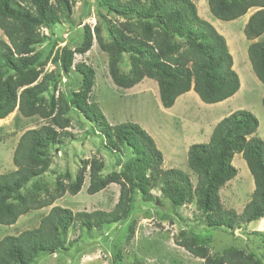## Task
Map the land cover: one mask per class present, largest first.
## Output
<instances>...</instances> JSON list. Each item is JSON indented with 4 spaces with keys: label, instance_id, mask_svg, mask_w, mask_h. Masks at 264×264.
I'll list each match as a JSON object with an SVG mask.
<instances>
[{
    "label": "trees",
    "instance_id": "1",
    "mask_svg": "<svg viewBox=\"0 0 264 264\" xmlns=\"http://www.w3.org/2000/svg\"><path fill=\"white\" fill-rule=\"evenodd\" d=\"M74 2L0 0V30L6 37V40L0 39V119L17 108L24 117L38 115L47 120L38 128L22 132L12 155L15 169L0 173V224H14L31 210L51 206L66 192L77 194L86 173L88 194L116 183L120 187L119 195L110 211L74 212L52 205L37 227L0 239V264H31L44 255L63 250L64 236L76 224L90 230L127 220L137 193L144 202H161L151 193L152 189H158L172 208L194 203L207 228H241L243 223L262 219L264 140L256 135L259 120L254 113L246 109L232 111L215 124L208 142L188 147L187 164L196 177L193 183L189 173L162 167L161 150L138 123L127 121L111 125L99 105L88 102L95 71L83 63L75 65L81 75L82 89L70 92L68 104L96 123L106 139L105 147L115 155V164L120 168L102 174L103 162L92 157L82 160L73 180L68 173L57 176L52 190L38 181L48 171L51 148L62 144V136L69 134L64 128L70 121L65 117L67 103L54 105L52 102L50 107L43 103L47 82L55 84L59 76L44 74L37 81L47 58L43 59L42 53L35 52L34 48L48 40L40 29L59 23L61 13L70 11ZM207 4L211 14L224 21L239 18L256 8L245 23L244 34L251 42L247 53L252 70L264 84V0H207ZM96 7L124 20L118 27H112L99 11L102 23L94 27L97 44L108 57V74L116 86L131 88L143 78H151L157 83L164 108L173 106L176 98L189 90L208 104L221 102L238 91L240 79L233 69L226 40L209 21L198 15L192 0H96ZM102 29L106 40L100 33ZM261 36L263 39H258ZM92 42V31L85 27L81 44L74 49L63 46L54 61L67 74L74 54H85ZM121 66H128V72H122ZM261 102L264 106V93ZM85 134H95V131L90 128ZM120 147L132 154V159L123 164L118 154ZM236 153L242 155L254 182L250 199L240 213L224 208L219 194L221 187L237 174L232 163ZM42 190L45 194L37 195V191ZM128 233L131 238L133 223ZM256 233L264 242V233ZM174 242L203 259L204 264H264V252L256 256L229 246L220 254L212 255L204 245L198 244L195 236L174 239ZM119 256L115 254L111 264H122ZM136 264L144 263L137 260Z\"/></svg>",
    "mask_w": 264,
    "mask_h": 264
},
{
    "label": "rangeland",
    "instance_id": "2",
    "mask_svg": "<svg viewBox=\"0 0 264 264\" xmlns=\"http://www.w3.org/2000/svg\"><path fill=\"white\" fill-rule=\"evenodd\" d=\"M192 1L196 5L198 15L209 21L226 40L234 62L233 69L240 79L238 91L222 104H208L201 100V104H197L192 101L193 98L192 100L190 98L191 101L183 105V98H180L169 112L161 105L157 83L151 78L145 77L133 88L116 86L108 74V57L97 44L94 27L101 26L102 23L99 11L105 15L112 27H118L124 20L115 14L106 13L103 9L98 10L96 0H75L70 11L61 13L59 23L40 29L41 34L46 35L48 40L35 45L34 51L42 53L43 59H47L37 81L44 74L59 76L55 84L47 82L43 103L46 107H50L52 102L54 105L67 103L65 117L70 121V125L64 128L69 134L62 136V144H56L51 148L48 171L38 178L47 189L52 190L56 177L64 173H68L70 180H73L82 165V160L85 159L95 157L101 160L102 174L120 168L115 164V155L105 147L106 139L98 131L96 123L88 120L80 110L68 104L70 92L82 89L81 75L75 70L76 64L89 65L95 71L94 85L88 94V102H96L111 125L127 121L139 125L140 122H146L153 131L156 130V140L164 149L168 163L172 160L168 155L169 152L173 149L178 150L176 167L189 173L193 183L196 177L188 167L187 151L184 150L185 143L191 140L186 137L188 136L186 119L193 120L195 119L193 115H196L199 120L206 115H218L217 112L224 117L234 110L246 109L258 118L256 135L264 140V106L261 102L264 84L257 79L252 70L247 53L251 42L244 34L245 23L256 8L249 9L239 18L224 21L211 14L207 0ZM85 27L92 31V46L85 54H74L71 68L65 74L58 62L54 61V57L65 45L70 49L80 45ZM100 33L106 40L104 29ZM0 39L6 40L1 30ZM258 39H263V36ZM127 56L124 55L128 61ZM128 69V66L120 67L124 73H127ZM46 123L47 120L38 115L22 116L17 108L0 119V173L15 169L12 155L22 132ZM90 128H93L95 134H85ZM118 154L122 164L132 159V154L124 147L118 149ZM232 163L237 169V174L221 187L219 194L224 208L234 209L240 213L250 199L254 182L241 154L236 153ZM162 167L165 168L163 165ZM33 181L28 183V189H31ZM87 185L88 173L77 194L71 195L66 192L52 205L67 207L74 212L112 210L119 195V185L111 183L95 194L86 192ZM22 191L24 192L25 189ZM151 193L161 202H144L137 193L133 211L127 220L103 224L90 230L76 224L64 236L63 250L44 255L31 264H111L117 253L120 254L118 259L122 264H136L137 260L144 264H204L203 259L193 256L174 242V239L180 240L191 236H195L198 244L204 245L212 255L220 254L229 246L253 252L256 256L263 254L264 242L256 232L264 233V220L243 223L241 228L234 227L228 230L207 228L203 216L194 203L172 208L158 189H152ZM44 194L43 190L37 191V195ZM51 206L31 210L21 215L14 224H0V239L6 235H17L25 229L37 227L41 217L48 213ZM132 223L134 234L128 238L129 226ZM235 230L238 231L237 234L234 233Z\"/></svg>",
    "mask_w": 264,
    "mask_h": 264
},
{
    "label": "crops",
    "instance_id": "3",
    "mask_svg": "<svg viewBox=\"0 0 264 264\" xmlns=\"http://www.w3.org/2000/svg\"><path fill=\"white\" fill-rule=\"evenodd\" d=\"M233 66H234V62H233ZM234 68V67H233ZM144 79V78H143ZM142 81V80H141ZM140 84L137 83L136 85ZM135 86V85H134ZM133 86V87H134ZM131 87V88H133ZM189 96V97H188ZM180 98H183L182 104H186L188 102H190L193 98L192 101H194L197 104H201V99L199 98L198 95H195V93H193V90H189L188 92L181 94L180 96H178L173 104V106H171L170 108H165L166 110H168L169 112L174 108V106L176 105V103L179 101ZM191 98V100H189ZM230 98V97H229ZM228 99V98H227ZM226 100V99H225ZM225 100L221 101V102H217L216 104H222V102H224ZM213 104V103H211ZM218 115H206L204 118L199 119L198 120V116L193 115L195 117V119H190L187 120L186 118V125H187V132H186V136L187 139H191L189 140L187 143H185L184 145V150H188V147L193 144V143H205L209 141L210 135L212 133V130L215 126V124L222 119L223 117L221 116V114H219L217 112ZM218 116V117H217ZM165 124V123H164ZM140 125L143 129H145L154 139L156 146L161 150L162 154H163V166L165 167V169L168 168H177L176 167V156H179L178 150L173 149V151H170L168 154L170 157H172L171 162H167V157L165 156V152L164 149L162 148V146H160L156 140V130L153 131L152 127H150L146 122L141 123ZM159 125H161V123H159ZM158 125V126H159ZM157 126V127H158ZM168 163V164H167ZM167 164V166H166Z\"/></svg>",
    "mask_w": 264,
    "mask_h": 264
},
{
    "label": "water",
    "instance_id": "4",
    "mask_svg": "<svg viewBox=\"0 0 264 264\" xmlns=\"http://www.w3.org/2000/svg\"><path fill=\"white\" fill-rule=\"evenodd\" d=\"M234 233H235V234H237V233H238V231H237V230H235V231H234Z\"/></svg>",
    "mask_w": 264,
    "mask_h": 264
},
{
    "label": "bare ground",
    "instance_id": "5",
    "mask_svg": "<svg viewBox=\"0 0 264 264\" xmlns=\"http://www.w3.org/2000/svg\"><path fill=\"white\" fill-rule=\"evenodd\" d=\"M260 220H264V217L262 219H260Z\"/></svg>",
    "mask_w": 264,
    "mask_h": 264
}]
</instances>
